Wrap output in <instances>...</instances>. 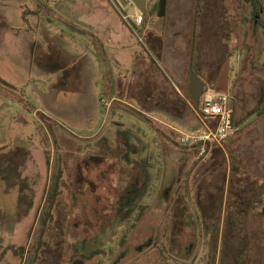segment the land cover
<instances>
[{
	"label": "rangeland",
	"instance_id": "374dc122",
	"mask_svg": "<svg viewBox=\"0 0 264 264\" xmlns=\"http://www.w3.org/2000/svg\"><path fill=\"white\" fill-rule=\"evenodd\" d=\"M207 1L201 24L203 0L199 16L195 0H176L159 51L147 37L165 27L158 0L141 28L118 0H0V264H66L68 213L95 223L70 222L103 250L91 264H112L133 229L138 245L150 227L148 247L119 264H264V113L254 112L264 103L251 92L264 79L248 73L264 77V27L244 0ZM189 54L206 88L228 77L235 131L224 147L187 139L214 126L187 93ZM236 164L255 196L228 228ZM91 180L110 193L118 182L119 195L97 201ZM101 231L104 242L91 237Z\"/></svg>",
	"mask_w": 264,
	"mask_h": 264
},
{
	"label": "flooded vegetation",
	"instance_id": "af4514ba",
	"mask_svg": "<svg viewBox=\"0 0 264 264\" xmlns=\"http://www.w3.org/2000/svg\"><path fill=\"white\" fill-rule=\"evenodd\" d=\"M196 1L197 0H195V2ZM151 2H153V0H145V3H144V9H145V11H144V21H143L142 27L146 26V24H147V13H146L147 12V6ZM118 3H119V1H118ZM206 3H207V0H204L203 1V5H202V12H201L203 17H205L208 14L207 11H206L207 10L206 9ZM176 4H177L176 0H167L166 13H165V15L163 17H161V18L164 19V22H165V27L161 30L162 32L166 33L168 31L169 27H171V22H168V19H170L171 17L176 15V13H177V9L175 7ZM128 5H132L135 8V12L139 10L137 8V6L133 3L132 0H127V5L126 6H128ZM158 5H159V0H158ZM126 6H124V7H126ZM158 10H159V6H158ZM203 19L204 18H202L201 24L205 23L204 22L205 20H203ZM192 25H193V19H192ZM150 33L152 34L153 32H150ZM156 43H157L158 46H161V42H160L159 39H157ZM162 48H164L163 45H162ZM100 179L102 180V178H100ZM98 184L99 183H96V182H94L92 180L90 182L92 193L95 196V198L97 199V201H99V202L103 201V202L108 203L109 201H111V199H113V197H112L113 194L114 195L115 194L119 195L120 186H118L119 185L118 182L117 183H114V182L112 183V186L116 189V191H113L112 193H110L108 191H101V190L98 191V188L106 189L105 186L100 187V186H98ZM130 191H134V187H132V189ZM145 192H146V189H145ZM145 192H142V193H144L143 197H141L140 199L136 200V204L134 206L136 208H134V207L132 208L133 210H131L130 216L132 215L133 211H135L136 209L140 210L141 208H143L142 207L143 205H141L142 204L141 201L143 200L144 196L147 194ZM163 195L165 196V199H168L170 193L168 194V192L167 193L164 192ZM68 214H70V213H68ZM68 214H66L67 215V217L65 218L66 223H65V225H64V227L62 229V234H63L62 236L63 237H62V239L60 240V242L57 245V249L60 252V262L62 260H64L65 255H67L68 264H91L92 259L94 257H97V255H99V254H101V255L103 254V250L100 249V248H93V246H92L93 242L89 239L90 235L89 236L88 235L84 236V234L87 233V232H85L83 230V228H81L82 226L81 225H79V226L77 225V228H74V227L71 226L70 222L73 221L76 217L80 218V219H84L86 222L89 221L88 224H90V225H87L86 228H87L88 231H93V232L96 231L95 230L96 228L93 227L95 225V223L92 220L88 219L89 215L87 213H82V215L78 214L75 217L71 216V214L69 216ZM135 218H136V216H135ZM117 219L119 221L120 217L118 216ZM142 220H143V218H141V217L138 218V222H141ZM131 227H132V225H131ZM152 229L153 228L150 227L148 229V231H150V233H151ZM175 231L176 230H174V228H173V231H172V233L170 235L171 239L173 240L172 241V246H173V244L175 242H177V241H175V238H174V235H173V233H175ZM81 232L83 233L82 236L80 235ZM131 232H133V235L128 236V243H127L126 246L125 245H121L122 249L117 251L116 255L113 257L112 264H119V262L121 260L125 259L127 254H130L134 249H139V251H141L143 248H147L148 247V246H146V244L148 242V238L150 237V233L138 245H131L130 240L132 238L135 239V236L138 235V232L135 231L134 229ZM135 232H137V234ZM94 236L98 238L99 242H104L105 237H104L102 231L100 233L97 232V233L93 234L91 237H94ZM124 239H126V234H123L122 236H120L118 238V240H117L118 244L120 245L121 241L124 240ZM111 254L112 253H108L107 255H111ZM67 260L65 262L66 264H67ZM58 263H53V264H58Z\"/></svg>",
	"mask_w": 264,
	"mask_h": 264
},
{
	"label": "trees",
	"instance_id": "16d2710c",
	"mask_svg": "<svg viewBox=\"0 0 264 264\" xmlns=\"http://www.w3.org/2000/svg\"><path fill=\"white\" fill-rule=\"evenodd\" d=\"M247 3H249L251 5V16H252V26L254 28V30H257L258 25H261L264 27V5L260 0H244ZM201 0H197L195 2V7L198 10V16H199V11H201V5H200ZM197 16V15H196ZM197 18V17H196ZM191 53V52H190ZM192 55L189 54V71L191 70V66L193 67L192 64ZM252 67V68H251ZM249 69L248 73H252L251 74V80H254L255 77L257 79L259 78H263L259 76V71H257L256 69H254V65H252ZM227 70V69H226ZM246 72V73H247ZM248 75V74H247ZM228 77L227 76H218L217 79L215 80L216 82H212L211 87L218 90V91H223V90H227L228 89ZM247 78V77H246ZM252 94H257V96L259 97V103L263 104L264 103V84H257L255 89H253V91H251ZM187 93L191 98V95L189 93V86H187ZM193 101V100H192ZM193 103H195L193 101ZM255 113H264V107L263 108H257L255 111ZM252 112V114L254 113ZM231 138L228 139L227 143L229 142ZM225 143V144H227ZM194 146H197L198 148H201V142H196L194 144ZM214 148V147H213ZM209 149V146L207 147V150ZM215 150V148H214ZM214 154V153H213ZM214 157V155H213ZM226 161H224L222 164V168L225 171V167H226ZM235 164H233L234 166ZM237 168L232 169L233 174L229 176V182H234V184L230 185L228 184L227 187V199H226V207L228 208V217L226 218V225L228 228H232V225L235 226V223L237 222L239 224V226H241V221L242 218L244 217L246 219L247 216H245V212L247 211L246 209H250L252 206V202L254 201V196H255V184L252 182H247L245 176L246 175H242L241 172H243L240 169V166L237 165ZM246 172L244 171V174ZM249 175V174H247ZM229 190V191H228ZM223 201V199H222ZM208 208H211V205L208 206ZM248 218V217H247ZM231 230L228 229L227 231V239L225 240V243H227L228 239L230 238V235L228 234V232H230ZM264 235V230L263 233ZM226 245H224V252H226L227 248L225 247Z\"/></svg>",
	"mask_w": 264,
	"mask_h": 264
},
{
	"label": "built area",
	"instance_id": "2783aa9c",
	"mask_svg": "<svg viewBox=\"0 0 264 264\" xmlns=\"http://www.w3.org/2000/svg\"><path fill=\"white\" fill-rule=\"evenodd\" d=\"M130 25L133 27H142L144 21V13L136 11L130 20ZM195 110L199 117L205 120H210L214 126H208L206 131L201 135H192L191 141L215 143L220 147H224L228 139L235 131L234 123L232 122V103L228 92L218 91L212 87L204 89L201 95L199 105L195 106ZM186 140V138H182Z\"/></svg>",
	"mask_w": 264,
	"mask_h": 264
},
{
	"label": "water",
	"instance_id": "95a60500",
	"mask_svg": "<svg viewBox=\"0 0 264 264\" xmlns=\"http://www.w3.org/2000/svg\"><path fill=\"white\" fill-rule=\"evenodd\" d=\"M119 3L122 6L127 5V0H118ZM133 3L137 6L139 11L144 13V3L145 0H132ZM264 5V0H260ZM166 6H167V0H159V10H158V16L163 17L166 13ZM206 82L201 78V76L193 71L190 70V82H189V93L191 95L192 100L195 102V104L198 106L200 102L201 95L204 92Z\"/></svg>",
	"mask_w": 264,
	"mask_h": 264
},
{
	"label": "crops",
	"instance_id": "0c3cea01",
	"mask_svg": "<svg viewBox=\"0 0 264 264\" xmlns=\"http://www.w3.org/2000/svg\"><path fill=\"white\" fill-rule=\"evenodd\" d=\"M204 1V0H203ZM207 5H208V1H207V3H206V9H207ZM205 7V6H204ZM204 19L203 20H205L204 22L206 23V24H208V21H206V16L205 17H203ZM148 33H150V32H148L147 31V37H148V43H149V45H150V43H151V47H152V49H156V50H163L164 48H165V46H166V34H167V32L165 33V32H160V33H150V34H148ZM157 39H159L160 40V42H161V46H158L157 45ZM162 45H163V47L164 48H162ZM176 86V89H177V91L179 92V87L177 86V85H175ZM189 86V85H188Z\"/></svg>",
	"mask_w": 264,
	"mask_h": 264
}]
</instances>
